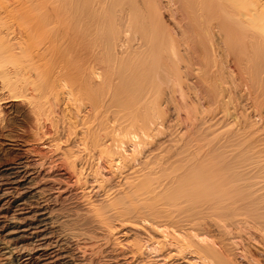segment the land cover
<instances>
[{
	"label": "bare ground",
	"instance_id": "1",
	"mask_svg": "<svg viewBox=\"0 0 264 264\" xmlns=\"http://www.w3.org/2000/svg\"><path fill=\"white\" fill-rule=\"evenodd\" d=\"M0 264H264V0H0Z\"/></svg>",
	"mask_w": 264,
	"mask_h": 264
},
{
	"label": "rangeland",
	"instance_id": "2",
	"mask_svg": "<svg viewBox=\"0 0 264 264\" xmlns=\"http://www.w3.org/2000/svg\"><path fill=\"white\" fill-rule=\"evenodd\" d=\"M193 81H195V79Z\"/></svg>",
	"mask_w": 264,
	"mask_h": 264
}]
</instances>
